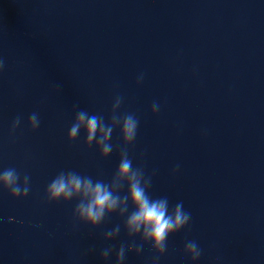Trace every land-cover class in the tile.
<instances>
[{"label": "clouds", "instance_id": "clouds-1", "mask_svg": "<svg viewBox=\"0 0 264 264\" xmlns=\"http://www.w3.org/2000/svg\"><path fill=\"white\" fill-rule=\"evenodd\" d=\"M5 61L0 58V70H3ZM143 80V75L138 78V83ZM123 102V97L117 96L112 105L110 123H106L101 115L89 114L86 110L76 111L74 122L68 131V141L77 139L83 129L86 135V146L95 143L102 158H107L113 151L110 143L113 130L119 127L124 147L120 149V160L115 174L109 182L94 180L91 176L81 175L76 171H60L48 184L46 198L49 203L69 202L78 198L74 209V217L81 223L92 228L104 222L106 216L118 213L126 219L125 230L129 237L140 236L143 243L121 245L116 252V264L125 260L126 250H134L136 254L143 251V244L150 243L151 250L156 253L153 264H158L160 257L167 251V240L170 235L184 229L191 220V213L184 209L183 202L176 203L169 208V200L165 197L152 198L149 189L152 186V177L146 175L142 167H133L129 156L128 146L136 140L139 120L131 113L118 114V109ZM160 105L152 104V112L156 114ZM21 119L13 121L12 130L20 125ZM28 123L34 131L39 127L38 114L33 112ZM178 167V166H177ZM175 171V170H174ZM30 176L21 174L15 168L0 171V186L9 191L13 198L27 197L30 191ZM127 185V194L121 195V190ZM129 205L132 211L129 212ZM12 217L8 221H12ZM38 227V225H37ZM120 226L116 225L104 233V239L111 240L118 236ZM112 252L111 248H104L101 252L103 259H107ZM184 252L196 261L201 256L202 250L198 244L189 240L184 246ZM220 257H217L219 260Z\"/></svg>", "mask_w": 264, "mask_h": 264}]
</instances>
